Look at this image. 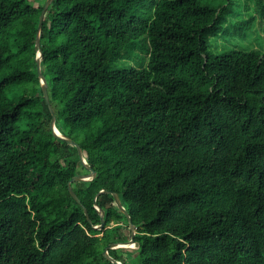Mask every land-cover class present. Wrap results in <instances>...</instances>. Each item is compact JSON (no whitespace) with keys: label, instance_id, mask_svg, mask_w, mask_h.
<instances>
[{"label":"trees","instance_id":"1","mask_svg":"<svg viewBox=\"0 0 264 264\" xmlns=\"http://www.w3.org/2000/svg\"><path fill=\"white\" fill-rule=\"evenodd\" d=\"M144 9H140V5ZM0 0V264H90L125 222L132 264H264V51H208L213 0ZM141 33L145 67L107 68ZM87 208L88 221L82 205ZM118 260L122 254L110 248ZM110 263L106 261L103 264Z\"/></svg>","mask_w":264,"mask_h":264},{"label":"rangeland","instance_id":"2","mask_svg":"<svg viewBox=\"0 0 264 264\" xmlns=\"http://www.w3.org/2000/svg\"><path fill=\"white\" fill-rule=\"evenodd\" d=\"M216 4H222L219 16L212 26H208L203 37L208 44L211 55L217 56L229 50H261L264 51V0H213ZM34 4H42L45 0H30ZM144 9V5H140ZM149 42L146 33H141L130 40L119 51L113 54L106 66L107 68L127 69L130 67H145L148 62ZM58 126L64 129L65 125L58 111ZM87 173V169H82ZM117 238L127 239L129 227L123 222L114 226ZM137 247L133 242L126 247L121 262L132 264L129 261L131 250ZM109 261L104 256L90 264H103ZM107 264H113L111 261Z\"/></svg>","mask_w":264,"mask_h":264},{"label":"water","instance_id":"3","mask_svg":"<svg viewBox=\"0 0 264 264\" xmlns=\"http://www.w3.org/2000/svg\"><path fill=\"white\" fill-rule=\"evenodd\" d=\"M52 0H45V2L43 3L42 9L40 11L39 14V22L37 25V30H36V37H35V49L36 51V56H35V60H36V66H37V74L39 77V82H40V86L42 89V94L43 97L46 101V104L49 108V111L51 113V119H50V123H49V127L50 130L52 131L53 135L59 138H62L64 140H66L68 143L74 145L77 148V153L79 156V159L81 161V163L85 166V168L88 170L87 173H79L74 175L72 178H70L67 182L68 185V189L69 192L71 193V195L74 197V199L81 203L80 198L78 197V195L76 194V192L73 190L72 186H71V182L75 181V180H88L94 177L95 175V170L91 167V165L87 162L84 154H83V150L81 145L76 142L72 137L62 133L60 130H56V125H55V120H56V115H55V111L54 108L50 102V98H49V94H48V88H47V80L42 72V66H41V58H42V50L40 48V32L42 29V24H43V19H44V15L46 12L47 7L49 6V4L51 3ZM102 192H108L111 193L113 195L114 198V202L117 205V207L126 215L127 217V222L129 224V229H130V238L127 241H112L109 242L107 245H105L104 250H103V255L109 259V261H111L113 264H119L120 260L114 258L112 255H110L108 253V249L110 248H116V247H129L131 245H128V243H133L136 242L135 238H134V234L136 232V228L134 223L132 222L131 218H130V214L127 210V208L124 206V204L122 203L120 196L118 194L117 191H111L108 189H100L94 196V201H95V206L99 211V215H100V221L96 224H92V226L94 228L97 229H102L104 228V224H105V219H104V215H105V210L103 208H101L97 203H96V196L99 193ZM82 205V204H81ZM83 211L88 219V221H91L87 208L82 205ZM137 243V242H136ZM123 264V263H122Z\"/></svg>","mask_w":264,"mask_h":264},{"label":"flooded vegetation","instance_id":"4","mask_svg":"<svg viewBox=\"0 0 264 264\" xmlns=\"http://www.w3.org/2000/svg\"><path fill=\"white\" fill-rule=\"evenodd\" d=\"M115 233H116V230H115ZM128 237H127V239H121V238H117V236H116V234H115V240H113V241H115V242H118V241H127L129 238H130V229H129V235H127ZM109 242H112V241H109ZM108 242V243H109ZM107 243V244H108ZM125 248L126 247H116L115 249H118V252L120 253V254H123V252H124V250H125Z\"/></svg>","mask_w":264,"mask_h":264},{"label":"bare ground","instance_id":"5","mask_svg":"<svg viewBox=\"0 0 264 264\" xmlns=\"http://www.w3.org/2000/svg\"><path fill=\"white\" fill-rule=\"evenodd\" d=\"M56 130H58V131L60 130V129H58V126H56ZM128 245H132V243H128ZM119 264H122V262L120 261Z\"/></svg>","mask_w":264,"mask_h":264}]
</instances>
